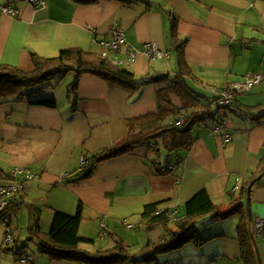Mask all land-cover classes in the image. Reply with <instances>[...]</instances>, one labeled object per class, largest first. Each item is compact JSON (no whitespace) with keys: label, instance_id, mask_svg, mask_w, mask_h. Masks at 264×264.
I'll use <instances>...</instances> for the list:
<instances>
[{"label":"crops","instance_id":"0c3cea01","mask_svg":"<svg viewBox=\"0 0 264 264\" xmlns=\"http://www.w3.org/2000/svg\"><path fill=\"white\" fill-rule=\"evenodd\" d=\"M7 1L19 13L10 16L0 12V63L31 70L32 54L50 57L68 47L99 53L98 41L109 36L113 24H119L125 36L116 56L120 66L136 78H149L158 72L169 76L177 68V54L170 39L174 23L178 37L186 41L185 59L194 76L189 84L199 92L217 96L221 87L242 81L250 72L260 73L262 80L248 91L256 86L254 95L243 98L236 94L235 105L239 108H221L218 113L216 122L224 124V131L230 134L224 145L207 121L193 127L188 148L168 152L159 145L158 151L147 144L137 146L99 163L89 176L75 181L81 158L122 137L132 117L157 110V91L167 86L163 82L167 78L131 93L108 85L90 72H82L73 88L75 73L71 71L66 94L57 97L53 93L55 107L30 104L25 98L0 102V180L10 178L8 173L14 166L26 167L36 175L27 179L24 173H18L15 179L20 186L7 195L11 204L8 215L13 212L14 220L6 219L16 240L5 244V224L0 220V264H21L19 251L32 256L30 264H86L52 259L40 251L37 240L28 238L30 210L34 208L39 209L40 229L47 232L55 210L73 214L80 203L78 234L92 240L84 245L86 249L110 248L121 239L133 251L146 242L158 241L164 232L160 225L147 227L142 221L140 213L145 204L180 211L204 188L212 202L226 207L238 195L240 186L253 175L264 155V118L248 120L243 111L247 106H264L258 101L264 94V65L253 62L246 69L240 66L250 42L264 47V0H47L43 8L20 0H0ZM148 41L156 43L162 57L145 54L143 45ZM131 48L135 49V57L128 62L127 51ZM262 49L259 47L264 61ZM172 52L175 67L170 61ZM205 87L210 88L207 91ZM171 96L178 103L176 94ZM162 163H171L173 168L163 172ZM260 182L252 185L249 205L244 199L243 211L247 212L246 222L251 221V229L255 218H264V176ZM196 226L200 236L207 238L202 246L192 244V248L184 246L171 252L191 259L172 263L158 259L160 264H219L221 259L234 264L240 260L238 237L211 231L202 222ZM258 237L264 252V237ZM210 240L216 245L209 248ZM194 252L202 255L201 262L194 260Z\"/></svg>","mask_w":264,"mask_h":264},{"label":"trees","instance_id":"16d2710c","mask_svg":"<svg viewBox=\"0 0 264 264\" xmlns=\"http://www.w3.org/2000/svg\"><path fill=\"white\" fill-rule=\"evenodd\" d=\"M170 39L177 54V68L166 80H163L167 86L157 91V110L132 117L129 120L127 131L122 137L107 148L84 158L85 162L81 165L80 171L73 181L89 176L99 163L124 155L137 146L147 144L150 149L158 151L159 145L168 152L188 148L192 143L190 132L194 126L207 121L209 124L216 121L221 108L228 111L233 110V107L239 108V105H235V100L223 106L217 105L218 97L216 95L206 96L190 86L189 79H193L194 76L185 59L184 44L186 41L178 37L174 23L170 28ZM32 63L31 70H23L11 64L0 63V102L23 100L30 90L31 93H36L45 88L46 84L48 86L52 78L61 76L68 71L75 73L71 83L73 88L82 72L93 73L104 79L108 85L120 86L131 93L142 85L161 82L154 80L153 76L136 78L128 68L114 64L99 53L78 47L60 49L56 55L50 57L32 54ZM171 93L176 94L178 103L173 101ZM26 99L30 104L46 107L56 106L54 97H26ZM262 108V105L259 104L247 106L243 110L244 115L248 120L259 121L264 118V109ZM169 116L172 119L167 120ZM263 170L264 155L253 175L243 182L238 195L233 196L226 207L212 202L204 188L198 190L188 199L174 218H170L168 210H159L156 203L145 204L140 213L142 221L147 227L160 225L164 228V232L161 239L156 242H147L137 250H130L129 246L121 239H117L110 248L94 251L86 249L84 245L92 240L78 234L82 209L80 203L73 214L55 210L47 232L40 229L39 209L30 210L28 238H35L40 251L48 254L52 259L73 260L86 264H160L158 256L162 252L177 251L188 243L201 245L207 240L200 236L196 226L201 218L208 216L210 219H218L237 212L244 217L239 224L241 233L238 237L244 254V264H257L253 247L255 236L251 229V221L246 222L243 205L248 184ZM263 176L264 174L261 177ZM260 180L261 178L254 181L253 184H261ZM10 207L11 204H8L0 213V220L6 216L8 220H11L14 213L11 212L8 215ZM7 223L11 226L10 222L7 221Z\"/></svg>","mask_w":264,"mask_h":264},{"label":"built area","instance_id":"2783aa9c","mask_svg":"<svg viewBox=\"0 0 264 264\" xmlns=\"http://www.w3.org/2000/svg\"><path fill=\"white\" fill-rule=\"evenodd\" d=\"M27 4H30L34 8H43L46 5L47 0H20ZM0 12L10 16H17L19 9L14 6L10 1L0 2ZM108 37L98 41L100 45L99 54L102 57L108 58L114 64L120 65V61L117 60L116 56L120 52L122 45L125 43V36L123 28L119 24H113L109 31ZM144 52L148 57L160 58L163 56V52L158 48L155 42L148 41L143 45ZM135 57V49L131 48L127 51V61L131 62ZM262 80V75L257 72L248 73L242 81L234 82L224 86L217 91V105H226L233 102L236 94L240 92L249 91L255 84H258ZM212 132L220 139L221 143L224 145L230 139V134L224 131V124L220 122H212L211 124ZM82 164L85 162L81 158ZM173 165L171 163H162L161 170L163 172L171 170ZM18 173H24L27 179L35 178L36 175L31 173L28 168L14 166L9 170L7 180H0V213L4 211L7 202V195L14 193L18 190L20 183L15 179ZM239 178H237L238 180ZM237 188V185L234 187ZM170 218H174L177 210L167 209ZM162 211V210H161ZM5 225V244L14 243L16 236L13 233V228L7 223V219L4 218L2 221ZM252 231L254 235L264 237V218H255L252 222ZM32 256L26 252L19 251V262L21 264H30L32 262Z\"/></svg>","mask_w":264,"mask_h":264},{"label":"rangeland","instance_id":"374dc122","mask_svg":"<svg viewBox=\"0 0 264 264\" xmlns=\"http://www.w3.org/2000/svg\"><path fill=\"white\" fill-rule=\"evenodd\" d=\"M248 46H249V48L247 49L248 53H244V55H242L241 58H240V66L243 67V69H244L248 64L253 63V62L255 64L262 63V65H264V61L261 58V52L259 51V47L260 48L262 47L263 48L262 50H263V53H264V47L262 45H260V44L252 43V42H250L248 44ZM171 56H172L171 59H170L171 64H172L173 67H175L174 53L173 52H172ZM71 79H72V72L68 71L67 73H65V74H63L61 76H57V77L52 78L49 81V85L47 86V84H46V87L41 89L40 91H38L36 93H31V90H30L29 93H27V95L25 96V98L26 97H33V98L45 97V98H49V97H53V93H54V96L56 95L57 97L63 96V95L66 94L67 85H69V81ZM190 85L192 86L191 83H190ZM206 88L207 87H205V89ZM209 88H207V89H209ZM254 88L250 92H248V91L247 92H240V93H238V96L241 95V97L243 96V98L252 96V95H254L253 94ZM205 89L203 88V91ZM207 91H204V92L206 93ZM258 101L264 103V94L259 95ZM263 108H264V106H263ZM161 156L164 157L163 150H162ZM245 213H246L245 216H247V212H245ZM241 219H244V217H242L237 212H235L233 214H230V215H227L225 217H219L218 219H210L208 216H204L203 218H201L197 222L196 225H198L199 223L202 222L204 225L209 226L211 231H219V233H224L225 235L227 234L226 236H229L230 234H233L236 237H239L238 236L239 232L241 233V229L239 228V224H241V222H240ZM12 220H14V218H12ZM216 226H219V227L216 228ZM163 230H164V228H163ZM219 235H221V234H219ZM210 241H212V240H210ZM210 241H208V242H210ZM255 242H256V245H257L259 253H260L262 264H264V252L262 250V243H261L262 241L259 239L258 236H256L255 237ZM192 244L193 243H188L185 246H186V248H192ZM215 245H216V243L214 241H212V243H210L208 245V247L210 248V247H213ZM239 245H240V243H239ZM194 246L200 247V246H202V244L198 245V246L195 244ZM196 247H194V249ZM201 256H202L201 254H197V253L194 252V256L193 257H194V260L196 262H201L202 261ZM158 259L161 260V261L172 263V262L180 261V260L189 261L191 258L190 259H188L186 257L182 258L181 256H179L178 253L162 252L161 254H159ZM243 263H244V254H243L242 249L240 247V260L239 261L235 260L234 264H243ZM208 264H218V262H216V263L209 262ZM219 264H228V263H227L226 260L221 259L219 261Z\"/></svg>","mask_w":264,"mask_h":264},{"label":"water","instance_id":"95a60500","mask_svg":"<svg viewBox=\"0 0 264 264\" xmlns=\"http://www.w3.org/2000/svg\"><path fill=\"white\" fill-rule=\"evenodd\" d=\"M168 77V73L167 72H158L157 74H155L153 76V79L154 80H163V79H166ZM264 174V170L262 171L261 174H259L252 182H250L247 186V191H246V199H247V203L249 205L250 203V194H251V188H252V185L254 183V181L258 180L261 178V176ZM250 209V207H248ZM248 218L250 219L251 218V215H250V210L248 212ZM253 247H254V252H255V257H256V261H257V264H262V261H261V257H260V253H259V250H258V247L256 245V243L253 241Z\"/></svg>","mask_w":264,"mask_h":264}]
</instances>
